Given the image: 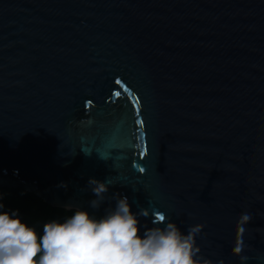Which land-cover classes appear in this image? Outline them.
Wrapping results in <instances>:
<instances>
[{"label":"water","instance_id":"water-1","mask_svg":"<svg viewBox=\"0 0 264 264\" xmlns=\"http://www.w3.org/2000/svg\"><path fill=\"white\" fill-rule=\"evenodd\" d=\"M89 177L264 264V0H0V186L99 218Z\"/></svg>","mask_w":264,"mask_h":264},{"label":"clouds","instance_id":"clouds-1","mask_svg":"<svg viewBox=\"0 0 264 264\" xmlns=\"http://www.w3.org/2000/svg\"><path fill=\"white\" fill-rule=\"evenodd\" d=\"M109 186L108 180L89 177L87 181L94 196L88 201L90 208L98 210L109 202L102 216L76 207L63 220L45 221L39 234L22 220L19 209L4 210L0 192V264H213L201 255L196 242L202 224L189 225L182 232L161 212L155 214L154 226L145 225L141 233L139 217H147L148 211L133 212L127 196L108 195ZM57 187L67 189V183L61 181ZM250 219L247 212L239 217L241 223ZM233 251L239 254L241 247Z\"/></svg>","mask_w":264,"mask_h":264},{"label":"trees","instance_id":"trees-1","mask_svg":"<svg viewBox=\"0 0 264 264\" xmlns=\"http://www.w3.org/2000/svg\"><path fill=\"white\" fill-rule=\"evenodd\" d=\"M3 193L4 210L19 209V214L24 222L35 227L37 233L42 232L45 221L58 219L63 220L71 215L72 209H65L46 203L34 192L24 190L22 187L0 186Z\"/></svg>","mask_w":264,"mask_h":264},{"label":"snow or ice","instance_id":"snow-or-ice-1","mask_svg":"<svg viewBox=\"0 0 264 264\" xmlns=\"http://www.w3.org/2000/svg\"><path fill=\"white\" fill-rule=\"evenodd\" d=\"M117 95H118V93H117Z\"/></svg>","mask_w":264,"mask_h":264}]
</instances>
